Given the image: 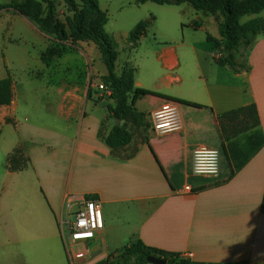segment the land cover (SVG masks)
Instances as JSON below:
<instances>
[{
	"label": "crops",
	"instance_id": "crops-1",
	"mask_svg": "<svg viewBox=\"0 0 264 264\" xmlns=\"http://www.w3.org/2000/svg\"><path fill=\"white\" fill-rule=\"evenodd\" d=\"M99 6L117 48L118 74L129 66L135 90L154 94L136 106H148L137 109L145 124L162 104L174 102L183 130L159 137L152 128L137 137L124 121L132 142L111 149L105 140L115 127L108 111L115 103L97 89L108 75L99 48L82 44L71 54L86 66L76 82L43 83L51 67L41 60L49 36L13 8L0 10V71L13 78V101L0 108V169L17 209L0 213V264H98L137 241L193 254L196 264H264V35L244 56L235 54L246 66L235 71L218 62L227 53L217 15L189 4L118 0L116 15L110 3L99 0ZM246 17L243 23L264 19V12ZM143 21L151 25L133 46L129 35ZM21 44L15 58L8 56L10 46ZM15 75L26 83L18 85ZM44 98L52 111L40 110ZM251 106L259 127L238 133L242 127L234 121L223 131L225 115ZM20 146L27 147L29 167L13 173L7 159ZM200 146L221 152L218 178L193 175ZM89 196L102 202L103 229L87 244L70 243L60 226L66 204Z\"/></svg>",
	"mask_w": 264,
	"mask_h": 264
},
{
	"label": "trees",
	"instance_id": "trees-1",
	"mask_svg": "<svg viewBox=\"0 0 264 264\" xmlns=\"http://www.w3.org/2000/svg\"><path fill=\"white\" fill-rule=\"evenodd\" d=\"M33 0H27L26 3L18 7L17 12L21 16L32 21L37 28L47 36H55L61 38L63 36L62 29L55 25L49 19H43L38 13L26 15V9ZM49 6L52 5L51 0H43ZM71 6L74 11L72 20L73 29L76 33L78 42H92L101 53L102 62L108 70V75L102 78V82L106 87L112 90L111 99L115 106L108 107L109 113L115 120L121 122H132L137 128H142L145 124V115L139 113L136 106L137 103L151 94L142 90H135L134 76L135 70L126 66L121 74L117 72L118 52L116 45L105 31L108 18L105 13L100 10L99 0H81V10L75 4V0H64ZM153 2L158 5L179 6L189 4L197 11L209 13L219 16L222 20L220 23V35L224 43V50L227 56L220 58L218 62L221 65H229L233 70L240 71L246 68L245 64L236 60L235 54L244 56L245 52L253 45L255 40L264 35V19L259 18L249 21L245 24L241 19L246 16L260 15L264 12V0H188L171 2L170 0H136L138 5ZM91 11L98 14L97 31L88 34L83 25L84 13ZM150 21L140 22L129 35V42L136 46L143 38L149 26ZM208 39L213 41L209 36ZM63 54L67 51L62 50ZM61 54H58L60 56ZM56 51L50 47L41 55L42 62L50 67L58 58ZM13 101V78L8 73L7 76L0 80V108L10 106ZM193 107H198L192 105ZM238 121V125L242 128L238 133H244L252 129H256L260 125L258 112L255 106L242 108L238 111L229 113L222 118L223 131L227 123ZM0 130V137H1ZM237 134V133H235ZM133 139V135L123 126H115L106 138V144L111 149H119L128 146ZM263 143V141H262ZM26 146H20L7 159V169L10 172H21L29 167V160L26 157ZM251 154H249L250 156ZM264 207V200H263ZM150 256L157 257L167 264H196L190 260L184 259L179 254L169 253L155 248L146 246L141 241L134 242L126 246L123 250L114 253L106 260L98 264H149L147 258Z\"/></svg>",
	"mask_w": 264,
	"mask_h": 264
},
{
	"label": "rangeland",
	"instance_id": "rangeland-1",
	"mask_svg": "<svg viewBox=\"0 0 264 264\" xmlns=\"http://www.w3.org/2000/svg\"><path fill=\"white\" fill-rule=\"evenodd\" d=\"M27 0H13V3L11 5H5L6 0H0V10L6 9L8 7L13 8L15 11L18 10V7L21 4L26 3ZM52 5L49 6L47 3H45L43 0H33L29 4V9H26L25 14L30 15L32 13H38L41 18L43 19H49L52 20L55 25H58L63 32V36L61 38H56L55 36H49V45L53 47L56 51V55L61 54L58 56V58L55 60V62L51 65L49 68L48 73V79L43 82H51V83H73L76 82L78 79L79 74L84 73V68L86 67L80 59H76L71 55L75 50L78 49L79 46L82 44H93L92 42H78L76 33L73 29V23L72 20L74 18L75 11L74 9L67 5L64 0H51ZM125 3H127L128 0H123ZM171 2H178V1H188V0H170ZM104 2L110 3L111 8L110 11H114L113 15H116L118 12V0H115L114 2H111L110 0H102V4ZM75 4L78 7L79 10H81V0H75ZM160 8V7H156ZM128 10H134L128 9ZM129 12V11H125ZM122 15H124V13ZM138 12V11H137ZM19 13V12H18ZM20 14V13H19ZM142 14V13H141ZM98 14L87 11L84 13V20L83 25L85 29L87 30L88 34H93L97 31V21H98ZM112 19V18H111ZM247 17H243L241 19V22H246ZM115 22V19H112V24ZM245 24V23H243ZM124 31H126L127 27L123 26ZM4 33V30L0 28V35ZM95 45V44H94ZM24 48V45H20V47L10 46L8 50V56H11V58H15V56L20 53V50ZM66 50L67 53L63 54L62 50ZM71 55V56H70ZM69 56V57H68ZM66 57V58H65ZM64 58V59H63ZM3 63V59L0 55V64ZM86 70V69H85ZM4 71V72H3ZM1 73L3 72V77H6V74L10 73L6 69H1ZM11 74V73H10ZM46 75V74H44ZM40 76L43 78V76ZM16 81L18 85L26 83L21 75H15ZM50 102L47 100V98L43 99V105L45 107H42L40 110H43V113L52 111L53 107L49 105ZM140 111L147 112L148 106L146 104H139L137 107ZM39 110V111H40ZM130 124V125H129ZM128 124L130 126L131 131L136 135L137 137L141 136L143 132L149 133L152 131V124L150 122L144 124L142 128L134 127L131 122ZM6 136V135H5ZM3 138V141L1 144L7 143L6 138ZM4 168L0 169V213L6 214V212H9L13 214V211L17 210L15 206L10 203L9 197L6 195V184L8 182V177L4 174ZM9 202V203H8ZM11 222H14L15 219L10 218Z\"/></svg>",
	"mask_w": 264,
	"mask_h": 264
},
{
	"label": "built area",
	"instance_id": "built-area-1",
	"mask_svg": "<svg viewBox=\"0 0 264 264\" xmlns=\"http://www.w3.org/2000/svg\"><path fill=\"white\" fill-rule=\"evenodd\" d=\"M100 92L111 97L112 90L100 82ZM152 128L156 135L165 137L179 134L183 130L179 106L165 102L151 115ZM192 173L196 177L218 178L221 174V152L209 146H200L193 152ZM190 191V187H186ZM67 215L60 221L63 238L70 243H89L95 240L97 232L103 229L102 202L95 196L68 201ZM192 261L193 254L183 256Z\"/></svg>",
	"mask_w": 264,
	"mask_h": 264
},
{
	"label": "water",
	"instance_id": "water-1",
	"mask_svg": "<svg viewBox=\"0 0 264 264\" xmlns=\"http://www.w3.org/2000/svg\"><path fill=\"white\" fill-rule=\"evenodd\" d=\"M121 123L120 120H115V126H119ZM147 262L149 264H167L165 261L157 258V257H154V256H150L147 258Z\"/></svg>",
	"mask_w": 264,
	"mask_h": 264
}]
</instances>
